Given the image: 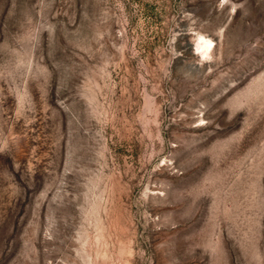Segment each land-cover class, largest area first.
Here are the masks:
<instances>
[{
    "label": "rangeland",
    "instance_id": "1",
    "mask_svg": "<svg viewBox=\"0 0 264 264\" xmlns=\"http://www.w3.org/2000/svg\"><path fill=\"white\" fill-rule=\"evenodd\" d=\"M0 264H264V0H0Z\"/></svg>",
    "mask_w": 264,
    "mask_h": 264
},
{
    "label": "bare ground",
    "instance_id": "2",
    "mask_svg": "<svg viewBox=\"0 0 264 264\" xmlns=\"http://www.w3.org/2000/svg\"><path fill=\"white\" fill-rule=\"evenodd\" d=\"M213 40L208 38V37H205L203 35H200L198 37V46H197V49H202L203 50V53H208L212 47H213Z\"/></svg>",
    "mask_w": 264,
    "mask_h": 264
}]
</instances>
